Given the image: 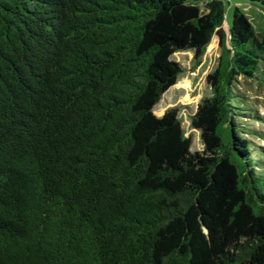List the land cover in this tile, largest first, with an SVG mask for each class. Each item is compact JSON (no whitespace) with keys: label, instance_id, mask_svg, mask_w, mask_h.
Segmentation results:
<instances>
[{"label":"trees","instance_id":"1","mask_svg":"<svg viewBox=\"0 0 264 264\" xmlns=\"http://www.w3.org/2000/svg\"><path fill=\"white\" fill-rule=\"evenodd\" d=\"M225 11L0 0V264H264V144L245 128L262 115L237 86L264 78V31ZM216 33L193 150L178 106L153 109L183 71L172 54L200 63Z\"/></svg>","mask_w":264,"mask_h":264},{"label":"rangeland","instance_id":"2","mask_svg":"<svg viewBox=\"0 0 264 264\" xmlns=\"http://www.w3.org/2000/svg\"><path fill=\"white\" fill-rule=\"evenodd\" d=\"M233 1H236L234 5L225 1V20L231 22L232 11L236 5H239L253 22L256 33L261 35L264 31V9L261 5L250 3L249 0ZM220 39L219 34H214L207 45L206 52L202 55L200 63H197L194 58V49L177 50L172 54V58L179 60L183 65V71L178 80L163 92L153 109L157 115H162L172 106H178L185 133L192 137L193 150L202 149L204 142L200 129L192 126L191 114L197 110L202 97L212 94L207 75L218 64L219 54L222 52ZM237 86L239 92L245 96L243 104L247 103L251 107H255L262 115L256 118L246 116V126L249 127L245 128L250 131V137L254 139L256 144H264V133L254 131V129L264 130V78L261 73L255 77L240 75Z\"/></svg>","mask_w":264,"mask_h":264},{"label":"crops","instance_id":"3","mask_svg":"<svg viewBox=\"0 0 264 264\" xmlns=\"http://www.w3.org/2000/svg\"><path fill=\"white\" fill-rule=\"evenodd\" d=\"M225 1H227L230 5H234L235 4V2L233 1V0H225ZM232 3V4H231ZM237 6V5H236ZM227 23H228V25H229V21H225V25H227Z\"/></svg>","mask_w":264,"mask_h":264}]
</instances>
